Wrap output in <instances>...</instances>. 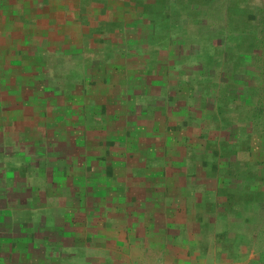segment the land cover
Listing matches in <instances>:
<instances>
[{
    "label": "rangeland",
    "instance_id": "374dc122",
    "mask_svg": "<svg viewBox=\"0 0 264 264\" xmlns=\"http://www.w3.org/2000/svg\"><path fill=\"white\" fill-rule=\"evenodd\" d=\"M17 1L23 3L19 11L29 4V0ZM56 1L58 8H66L67 0ZM170 1L173 3L156 17L152 29L148 23L142 30L131 26L117 33L107 47L89 40L91 45L84 50L80 39L69 40L78 28V15L74 17L69 11L61 28L64 31L49 35L53 53L46 52L44 58L55 73L60 70L56 64H64L62 73L69 75V83L78 84L76 95L82 96L79 101L83 106L62 113L55 109L57 98L56 103L48 99L53 111L47 119L59 117L57 121L63 124V116L68 113L73 117L69 122L77 124L90 116L96 128L109 127L115 138L123 132L127 137L132 134L133 142L126 149L132 154L143 149L142 155L158 154L164 160L168 157L166 165L178 169L181 176L184 171L191 173V199L196 208L217 212L215 220L222 224V235L234 233L237 240L228 245L242 247L243 251L254 247L256 264H264V0ZM125 21L139 23L141 19L126 16ZM63 39L65 44H57ZM64 49L83 52L69 57L63 54ZM107 49L114 54L113 62L106 61ZM146 61H150L152 72L144 74L141 71ZM91 62L90 71L87 66L83 73L81 66ZM88 76L94 80L89 84ZM37 94L42 95L39 91ZM42 127L40 124L37 131ZM92 134L98 141L108 136L106 131ZM81 138L76 134L74 139L80 142ZM140 143H145L146 152L138 147ZM74 144L60 150L56 143L52 151L65 154L68 149L72 154H88L79 150L84 145ZM99 149L104 150L97 145L87 148L90 153H99ZM111 150L109 154L125 153L122 147ZM27 161L26 156L0 157V175H4L3 181L0 179V264H29L34 259L40 264L38 258L27 256L29 232L36 229V236L42 231L58 234L55 229L61 225L57 212L43 209L58 205V195L47 192L44 198L35 196L31 207L39 210H28L25 203L16 212L17 202L26 195L20 194L17 183L3 193L6 175L13 173L17 182L24 173L32 176L31 182L25 180L26 193L32 192L36 183L49 188L48 178L33 169L31 161L27 166ZM54 180L52 188L60 185ZM191 207L193 214L195 207ZM27 216L31 226L27 225ZM40 218L44 224L39 228Z\"/></svg>",
    "mask_w": 264,
    "mask_h": 264
},
{
    "label": "crops",
    "instance_id": "0c3cea01",
    "mask_svg": "<svg viewBox=\"0 0 264 264\" xmlns=\"http://www.w3.org/2000/svg\"><path fill=\"white\" fill-rule=\"evenodd\" d=\"M46 44L42 58L33 51L25 53L19 48L21 45L5 46L0 42V157L5 154L13 159L28 157L34 165L32 168L48 178L46 184H49L46 188L43 183H36L32 192L26 193L23 182H31L32 176L24 173L18 182L15 178L18 191L26 195L22 196L21 203L17 202L21 207L18 206L16 212L25 203L28 210H39L31 207V203L36 200L35 196L44 198L47 192L58 195L60 201L58 205L43 208L57 212L61 224L55 229L58 234L42 231L43 234L36 236V229L29 232L31 245L27 256L38 258L40 264H256L258 254L254 253V247L243 251L242 247L228 245L237 239L232 232L222 235V224L215 220L217 212L196 208L191 199V173L184 171L181 176L178 169L166 165L168 157L159 158L162 155H142L143 149L132 154L126 150L133 142L132 134L127 137L123 132L121 137L115 138L104 125L98 126L103 128L101 130L94 122L71 124L72 116H63V124L57 117H49L46 124H41L43 134L37 131L40 124L39 119L34 122L36 118L50 116L49 112L53 111L48 99L56 103L57 98L55 109L62 113L83 106L79 101L82 96L76 95L78 84L71 81L75 87L72 92L68 91L69 75L61 70L64 64L58 65L60 70L56 65L58 72L55 73L44 58L46 52L53 53L50 39ZM92 64H83L85 72L87 66L90 71ZM41 68L54 79L56 87L45 91L39 88ZM90 78L86 79L88 84L94 81ZM96 131H106V140H96L92 134ZM74 133L85 139L78 142ZM74 142L84 145V149L79 150L88 154H72L68 149L65 154L52 151L57 148L56 143L62 150ZM94 145L104 150L90 153L87 148ZM143 145L145 143H140L138 147L146 152ZM120 147L125 153L109 154L111 149ZM40 160L43 165L39 164ZM181 160L183 162V158ZM54 179L59 180L60 185L52 188ZM191 204L195 212L201 214H191ZM29 218L26 217L27 225ZM43 222L38 219L39 228ZM29 264L37 262L34 259Z\"/></svg>",
    "mask_w": 264,
    "mask_h": 264
},
{
    "label": "trees",
    "instance_id": "16d2710c",
    "mask_svg": "<svg viewBox=\"0 0 264 264\" xmlns=\"http://www.w3.org/2000/svg\"><path fill=\"white\" fill-rule=\"evenodd\" d=\"M54 1L29 0V4L22 7L20 9L21 11H19V6L23 5L22 2L17 0H0V42L4 43L5 46L12 43L18 47L21 45L19 48L23 49L25 53L32 54L34 52V55L42 56L43 58L42 52L45 45H47L46 43L48 42L49 35L56 36L54 32L64 31L61 28L66 22V15H68L70 11L74 13V17L78 15L76 18L78 21L75 22L78 28L75 31L76 34H70L69 40L74 39L75 42H78L80 39L79 45L83 50L88 49V46L91 45L89 40L92 43L96 41L103 42L105 43L103 47H107L109 40L116 39L117 33L122 32V30L124 31L125 28L133 26L142 30L148 23V27L152 29L156 17L163 14L173 3L170 0H67L66 8L62 9L61 7L58 8L56 4L57 1ZM33 5L35 7H33ZM126 16L129 18L138 17L141 21L139 23L125 21ZM32 19L33 21H31ZM62 35L67 37L65 33ZM57 42V44L61 45L63 42L65 44L66 41L63 39ZM107 51L109 58L106 61L113 62L114 54L112 50L107 49ZM62 52L69 57H78L83 51L78 53L76 51L64 49ZM110 59L112 61H110ZM149 63L150 61H146L144 63L146 65L142 66L143 69L141 72L144 74L152 72L151 69L148 68ZM59 64L60 62L56 65L58 66ZM81 69L84 73L86 67L83 66ZM45 72V68H41L38 72V81L40 82L39 88L42 90L44 89L43 91L57 86V83L53 82L54 79L51 80ZM76 72H80V70ZM75 81L78 80L75 79ZM69 84L71 85H68V91L72 92L75 85L73 83ZM128 96L129 95H126L127 98ZM127 98L124 100L125 104H128V102L126 103ZM66 117H70V115H66ZM57 118L61 120V118ZM71 118L72 117H70V119ZM47 120V116L42 115L38 123L46 124ZM85 122H92L91 117L86 116ZM39 133L43 134V130L39 131ZM5 151L6 150H4V152ZM37 154L39 156L41 151ZM39 164L41 165L43 162ZM14 174L15 173L10 176L9 174L6 175L7 180L3 182V187L5 189L3 193L9 192L6 190V187H13L17 183L14 180ZM0 176V179L3 181L4 175L2 174ZM10 178H12V180H9ZM24 183L25 182H23V184Z\"/></svg>",
    "mask_w": 264,
    "mask_h": 264
}]
</instances>
